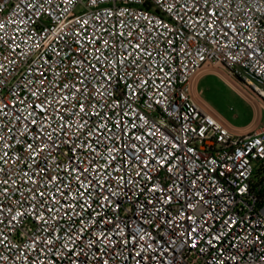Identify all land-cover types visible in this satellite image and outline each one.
Instances as JSON below:
<instances>
[{
    "label": "built area",
    "instance_id": "2783aa9c",
    "mask_svg": "<svg viewBox=\"0 0 264 264\" xmlns=\"http://www.w3.org/2000/svg\"><path fill=\"white\" fill-rule=\"evenodd\" d=\"M264 0H0V264H264Z\"/></svg>",
    "mask_w": 264,
    "mask_h": 264
},
{
    "label": "rangeland",
    "instance_id": "374dc122",
    "mask_svg": "<svg viewBox=\"0 0 264 264\" xmlns=\"http://www.w3.org/2000/svg\"><path fill=\"white\" fill-rule=\"evenodd\" d=\"M208 69L216 74L205 75L199 81L197 89L210 110L226 121V125L231 130L238 133H246L264 125V104L247 91L240 89L239 81L232 78L221 67L207 65L202 70ZM260 111H262L261 120Z\"/></svg>",
    "mask_w": 264,
    "mask_h": 264
},
{
    "label": "crops",
    "instance_id": "0c3cea01",
    "mask_svg": "<svg viewBox=\"0 0 264 264\" xmlns=\"http://www.w3.org/2000/svg\"><path fill=\"white\" fill-rule=\"evenodd\" d=\"M216 73L215 72H213V71H209V69L208 70H202V71H200V73L199 74H197L195 77H194V79H193V81H192V98H193V100L196 102V104L201 108V109H203V110H210V108L205 104V102L201 99V97H200V93H199V91H198V89H197V87H198V83H199V81L205 76V75H215ZM196 94V95H195ZM215 116H216V114H215ZM259 118H260V120L262 119V111H260V115H259ZM222 121H223V123L224 124H227V122L226 121H224L223 119H221ZM254 120V114H253V119H252V121ZM251 121V122H252ZM250 125V124H249ZM249 125H247V126H249ZM262 126H264V125H262ZM261 126V127H262ZM260 127V128H261ZM259 129V128H258Z\"/></svg>",
    "mask_w": 264,
    "mask_h": 264
}]
</instances>
